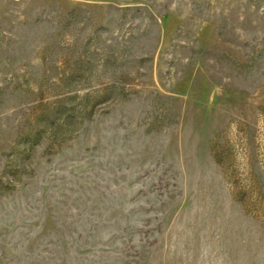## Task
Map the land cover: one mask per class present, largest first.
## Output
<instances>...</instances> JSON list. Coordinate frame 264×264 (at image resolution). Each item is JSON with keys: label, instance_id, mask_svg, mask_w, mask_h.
<instances>
[{"label": "rangeland", "instance_id": "rangeland-1", "mask_svg": "<svg viewBox=\"0 0 264 264\" xmlns=\"http://www.w3.org/2000/svg\"><path fill=\"white\" fill-rule=\"evenodd\" d=\"M0 264H264V0H0Z\"/></svg>", "mask_w": 264, "mask_h": 264}]
</instances>
